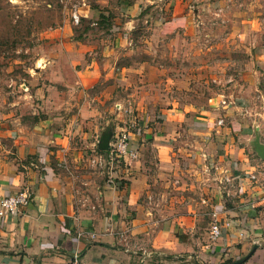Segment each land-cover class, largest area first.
<instances>
[{"label": "crops", "instance_id": "1", "mask_svg": "<svg viewBox=\"0 0 264 264\" xmlns=\"http://www.w3.org/2000/svg\"><path fill=\"white\" fill-rule=\"evenodd\" d=\"M237 2L82 0L76 5L79 21L90 28L107 11L113 12L110 25L120 33L101 37L84 33L81 39H70L63 26L64 32L53 35L60 42L50 49L53 58L36 69L24 84L25 93L0 111V198L22 190L31 195L29 205L19 214L0 218V264H69L73 254L81 264L165 262L173 253L182 257L191 245L175 237L173 230L184 227L189 217L200 216L187 206L185 192L192 183L178 177L189 172L188 162L182 159L190 157L195 163L189 167L196 174V187L202 179L208 181L195 205L207 206L209 214L222 205L214 181L219 169L232 164L233 169L256 178L252 183L244 181L239 199H228L222 205L218 216L232 224L213 244L200 247V254L209 259L204 263L233 262L256 244L243 264H264V124L262 115L250 114L245 91L228 95L223 106L219 103L224 98L216 95L209 110L174 107L165 111L167 123L173 121L198 138L184 148L173 144L179 137L176 131L153 135L151 151L164 176L146 173L147 147L138 144V134H128V143L137 153L134 161L127 164L124 157L95 162L98 157L106 158L98 143L102 134H109L108 142L112 138L102 118L112 108L101 107L107 89L100 95L89 90L100 81L108 80L110 90L125 83L131 66L116 68L112 57L128 42L126 30L149 19L164 36L186 35L215 17L236 28L247 17L236 9ZM217 119L223 120L221 127L208 126ZM155 185L162 187L158 193L153 191ZM169 187L183 192L175 194ZM192 229L189 224L182 231L190 235ZM208 251L213 254L208 256ZM222 252L231 260H217Z\"/></svg>", "mask_w": 264, "mask_h": 264}, {"label": "rangeland", "instance_id": "2", "mask_svg": "<svg viewBox=\"0 0 264 264\" xmlns=\"http://www.w3.org/2000/svg\"><path fill=\"white\" fill-rule=\"evenodd\" d=\"M237 1L236 9L247 17L236 28H232V24L227 21L222 24L215 17L206 19L196 32L164 36L152 26L149 19L147 22L139 21L132 29L126 30L128 42L123 43L119 52L112 57L116 68L131 66L133 69L124 76L125 83L110 90L108 80L103 83L100 81L89 90L92 95H100L108 90V97L101 107L107 111L112 108L102 115L106 121V131L112 134L110 140L113 141V136L121 133L138 134V144L147 147L144 149L147 150L144 151V159L148 167L146 173L150 177L164 176V171L157 169V159L151 151L153 135L172 134L176 131L179 137L173 144L184 148H189L197 141L194 138H198V135L193 136L182 131V128L179 129L178 124L173 121L167 123L165 111L168 109L185 107L188 110H209L212 107L211 100L217 98L216 95L219 94L225 102L228 95H240L245 91L250 114L262 115L264 124V104L260 94L264 84V40L259 27L264 0ZM244 1L246 4H243ZM79 2L82 0H0V111L14 97L24 94V84L36 69L53 58L50 49L60 44L53 35L64 32L63 26L69 30L70 39H81L84 33L99 34V37L120 33L114 28L115 25H110L113 23L110 19L115 17L110 11L94 21L92 28L79 19L74 23L71 14ZM250 3L253 4L251 8L248 6ZM231 11L233 10L229 13L233 14ZM250 20L255 21L253 25L249 24ZM140 65L143 66L142 69L137 68ZM258 86L261 87L259 93ZM212 123L213 121L208 122V126ZM181 156L185 158L184 155ZM182 160L183 163L188 162L186 169L189 172L178 177L186 183H192L191 189L185 192L187 206H191L196 210L192 212H197L200 216L196 219L189 217L184 227H175L173 232L175 237L189 243L191 247L180 258L173 253L165 262L151 259L138 264H206L204 260H209L200 254V247L210 244L207 234L210 224L209 208L195 205L199 192L203 194L202 188L207 187L203 183L208 181L202 179L203 183L199 181L197 188L196 174L189 167L194 162L191 157ZM182 166L180 165L181 169ZM219 176L216 172L214 181L218 187L220 202L225 205V198L219 188ZM103 177L107 181L105 174ZM160 188L162 187L155 185L153 191L158 193ZM168 189L175 194L183 192L181 189ZM155 218L159 219L157 216ZM189 224L193 226L190 235L187 231H182ZM189 237L194 241L191 242ZM223 253L225 252L220 253L221 257L217 260H231L229 255L223 256ZM212 254V251L207 252L208 256ZM181 260L186 261L179 263Z\"/></svg>", "mask_w": 264, "mask_h": 264}, {"label": "built area", "instance_id": "3", "mask_svg": "<svg viewBox=\"0 0 264 264\" xmlns=\"http://www.w3.org/2000/svg\"><path fill=\"white\" fill-rule=\"evenodd\" d=\"M71 19L74 23L78 22L79 16L74 10L71 14ZM259 27L261 28V37L264 40V11L260 14ZM261 98L264 104V84L261 89ZM220 105H224V102L221 101ZM214 125L221 127L223 125L222 119H217L216 122H213ZM106 158L98 157L95 161L96 163L102 164L105 162H112L115 158H126L127 164L134 161L137 157L136 150L130 146L128 143V134L121 133L113 136V141L108 142V149L105 151ZM225 159L222 160V162ZM229 165L228 168L219 169V188L221 195L224 196L223 202L225 203L228 199H239L242 194V186L244 181L255 182L256 178L254 174L240 173ZM31 195L28 190H22L16 194L6 195L0 198V218L5 216H16L20 211L26 208L30 203ZM253 207V206H252ZM209 214L210 224L208 228V239L211 244L217 241L222 232L232 223L228 220H222L219 215L223 209V206H215L210 209ZM80 234H77L79 237ZM93 236L90 235V238ZM207 247V246H206ZM69 264H81L79 258L76 254H73L69 260Z\"/></svg>", "mask_w": 264, "mask_h": 264}, {"label": "water", "instance_id": "4", "mask_svg": "<svg viewBox=\"0 0 264 264\" xmlns=\"http://www.w3.org/2000/svg\"><path fill=\"white\" fill-rule=\"evenodd\" d=\"M108 138H109V134L105 133L102 134L99 138V143H98V149L101 152H105L108 149ZM257 245L253 244L250 248V250L241 258L227 263V264H243L246 260H248L250 258V256L253 254L254 250L256 249Z\"/></svg>", "mask_w": 264, "mask_h": 264}, {"label": "trees", "instance_id": "5", "mask_svg": "<svg viewBox=\"0 0 264 264\" xmlns=\"http://www.w3.org/2000/svg\"><path fill=\"white\" fill-rule=\"evenodd\" d=\"M101 154L105 153V152H100ZM226 263H230V261H227Z\"/></svg>", "mask_w": 264, "mask_h": 264}]
</instances>
